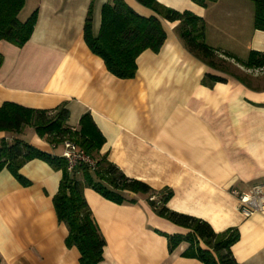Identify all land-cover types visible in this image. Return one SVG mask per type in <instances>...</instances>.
I'll use <instances>...</instances> for the list:
<instances>
[{
  "label": "crops",
  "instance_id": "1",
  "mask_svg": "<svg viewBox=\"0 0 264 264\" xmlns=\"http://www.w3.org/2000/svg\"><path fill=\"white\" fill-rule=\"evenodd\" d=\"M124 1L139 16L159 19L166 33L159 52L146 50L137 58L135 78L109 74L84 41L89 7L96 37L109 0H25L18 19L23 14L25 22L36 11V24L21 48L0 41V106L52 110L66 103L72 130L89 114L105 139L100 154L155 191L151 200L171 193L170 211L203 220L215 233L237 229L239 240L231 247L236 262L264 264V213L244 218L232 195L264 185V69H247L224 56L245 61L251 51L264 53L253 7L246 0H217L206 7L157 0L203 19L205 42L226 61V74L186 49L177 22L135 0ZM205 75L224 81L203 84ZM30 130L31 146L57 154ZM11 137L17 136L0 133V139ZM19 174L27 186L8 170L0 172V264H79L77 249L65 246L68 231L53 207L61 172L35 159ZM83 195L105 240L101 264H202L183 256L186 242L169 253L166 236L188 231L158 217L148 196L126 193V201L116 204L90 188Z\"/></svg>",
  "mask_w": 264,
  "mask_h": 264
},
{
  "label": "trees",
  "instance_id": "2",
  "mask_svg": "<svg viewBox=\"0 0 264 264\" xmlns=\"http://www.w3.org/2000/svg\"><path fill=\"white\" fill-rule=\"evenodd\" d=\"M135 1L152 10L161 19L170 23L177 22L176 31L186 49L209 68L229 74L226 61L205 42L203 19L190 12L165 8L157 0ZM216 1L192 0L201 7ZM247 1L254 7L253 28L264 32V0ZM24 3L25 0H0V41L17 48L29 41L36 24V11L25 22L19 21L18 15ZM92 17L91 5L84 22V41L91 53L103 61L107 72L120 80L135 78L137 58L146 50L159 52L166 39L159 19L139 16L124 0H109L102 6L100 29L96 37L92 34ZM224 56L233 58L247 69H264V53L251 51L245 61L227 53ZM3 60L0 54V68ZM223 81L211 75L203 78V84ZM68 120L66 103L52 110L3 103L0 106V133L18 138L0 139V172L8 170L23 186H27L28 182L19 174V170L31 160H41L53 170L61 172L53 207L58 222L65 225L68 231L65 246L77 249L80 254L79 264H101L105 247V240L83 195L86 188L116 204L126 201V193L148 196L147 202L158 217L188 231L186 235L166 236L169 253L186 242L189 247L183 253L185 257L197 259L202 264H238L231 252V247L239 240L237 229L215 233L203 220L170 211L166 204L171 193L162 196L159 201L151 200L155 191L141 181L127 178L105 155L100 154L105 139L89 114L80 118L76 130L69 127ZM25 128H32L53 150L62 146L64 141L73 142L96 161V169L91 172L87 166L79 165L69 173L67 163L61 156L44 153L20 139Z\"/></svg>",
  "mask_w": 264,
  "mask_h": 264
},
{
  "label": "built area",
  "instance_id": "3",
  "mask_svg": "<svg viewBox=\"0 0 264 264\" xmlns=\"http://www.w3.org/2000/svg\"><path fill=\"white\" fill-rule=\"evenodd\" d=\"M61 158L67 163V171L71 173L77 166L85 165L91 172L96 169V161L71 141L62 143ZM237 200V211L249 218L255 213H264V185H255L246 192L232 191Z\"/></svg>",
  "mask_w": 264,
  "mask_h": 264
},
{
  "label": "rangeland",
  "instance_id": "4",
  "mask_svg": "<svg viewBox=\"0 0 264 264\" xmlns=\"http://www.w3.org/2000/svg\"><path fill=\"white\" fill-rule=\"evenodd\" d=\"M247 1V0H246ZM246 3H248V5L250 6V7H253V4L251 3V2H249V1H247ZM253 12H254V7H253ZM23 20V14H20V16H19V21H22ZM231 69V68H230ZM262 82H264V80H262ZM30 129H32V128H25V130L23 131V133L20 135V139H22V140H24V141H26V142H28V134L29 133H31V130ZM32 131H34V130H32ZM62 151H63V148H62V146L60 145L57 149H56V155L58 156V155H60V154H62Z\"/></svg>",
  "mask_w": 264,
  "mask_h": 264
}]
</instances>
